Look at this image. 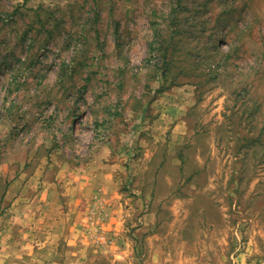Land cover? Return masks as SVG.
Wrapping results in <instances>:
<instances>
[{
    "label": "rangeland",
    "instance_id": "rangeland-1",
    "mask_svg": "<svg viewBox=\"0 0 264 264\" xmlns=\"http://www.w3.org/2000/svg\"><path fill=\"white\" fill-rule=\"evenodd\" d=\"M82 184L125 242L90 264H264V0H0V230L23 264Z\"/></svg>",
    "mask_w": 264,
    "mask_h": 264
},
{
    "label": "crops",
    "instance_id": "crops-1",
    "mask_svg": "<svg viewBox=\"0 0 264 264\" xmlns=\"http://www.w3.org/2000/svg\"><path fill=\"white\" fill-rule=\"evenodd\" d=\"M96 184L92 186L94 187ZM83 186L82 184L81 187L73 188L76 195L64 199L63 205L61 204L59 209H55V212L52 210L53 213L48 215L46 221L48 232L43 247L28 252L45 251L44 258L47 261L41 263L36 261L37 259H30L31 264H86L91 262V258H94L96 254L124 257L122 244L125 242L119 231V218H111L108 221L105 220L104 223V220L98 219V215L94 214L96 204H88L82 210V201L87 198L86 195L89 191ZM5 192L6 190L0 195V205L5 201ZM46 199L50 200L51 198ZM14 202H18V200L16 199ZM55 202L53 205L57 204ZM53 205L51 206L53 207ZM63 206L67 209L65 212ZM34 210L37 211V208L32 209L31 212ZM5 237V231L0 230V264L26 263L27 259H20L8 250L10 247L6 241L4 242ZM23 243L13 241L12 245H22L21 249L24 250Z\"/></svg>",
    "mask_w": 264,
    "mask_h": 264
}]
</instances>
